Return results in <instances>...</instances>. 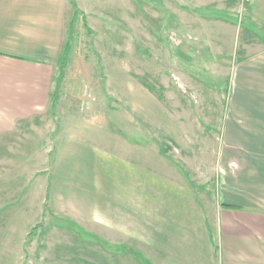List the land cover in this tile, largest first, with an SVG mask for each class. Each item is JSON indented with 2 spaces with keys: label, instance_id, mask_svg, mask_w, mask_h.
Instances as JSON below:
<instances>
[{
  "label": "rangeland",
  "instance_id": "obj_1",
  "mask_svg": "<svg viewBox=\"0 0 264 264\" xmlns=\"http://www.w3.org/2000/svg\"><path fill=\"white\" fill-rule=\"evenodd\" d=\"M189 4L70 0V22L77 16L64 75L60 59L54 76L52 112L22 129L19 148L0 156V204L20 189L30 202L25 182L38 183L37 220L25 237L18 235L28 222L26 201L5 213L0 264H16L17 240L19 264H158L162 256L142 243L82 219L89 216L85 201L97 150L178 179L203 202L219 203L232 66L242 48L253 52L263 42L264 28H249L246 0H229L224 27L206 22L207 13L220 16L216 8Z\"/></svg>",
  "mask_w": 264,
  "mask_h": 264
},
{
  "label": "crops",
  "instance_id": "obj_2",
  "mask_svg": "<svg viewBox=\"0 0 264 264\" xmlns=\"http://www.w3.org/2000/svg\"><path fill=\"white\" fill-rule=\"evenodd\" d=\"M189 1L190 6L216 8L220 16L209 18L207 13L206 22L227 26L223 13L229 0ZM246 2L252 13L249 28H264V0ZM71 13L70 0H0V156L19 148L22 129L52 112L54 76L68 41ZM261 39L253 52L242 48L232 66L219 203L203 202L178 179L97 150L84 221L142 243L162 256L158 264H264V33ZM36 153L34 149L32 155ZM24 187L30 202L20 189L14 199L0 204V226H7L5 213L26 201L23 210H16L28 220L20 237L37 220L38 183L29 178ZM16 242L12 260L19 264L21 240Z\"/></svg>",
  "mask_w": 264,
  "mask_h": 264
},
{
  "label": "trees",
  "instance_id": "obj_3",
  "mask_svg": "<svg viewBox=\"0 0 264 264\" xmlns=\"http://www.w3.org/2000/svg\"><path fill=\"white\" fill-rule=\"evenodd\" d=\"M77 14L73 17L72 21L70 22V27H69V37H68V41L66 42L64 49H63V53H62V57H61V63H60V78L63 77L64 75V70L66 68V59H67V55L71 49V32L73 31V26L75 23V18H76ZM56 102V100H54V103Z\"/></svg>",
  "mask_w": 264,
  "mask_h": 264
}]
</instances>
